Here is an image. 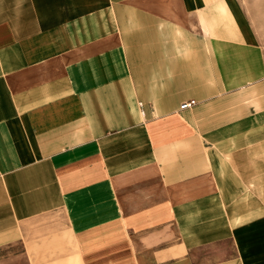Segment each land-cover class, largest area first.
<instances>
[{"label": "crops", "instance_id": "0c3cea01", "mask_svg": "<svg viewBox=\"0 0 264 264\" xmlns=\"http://www.w3.org/2000/svg\"><path fill=\"white\" fill-rule=\"evenodd\" d=\"M0 264H264V0H0Z\"/></svg>", "mask_w": 264, "mask_h": 264}, {"label": "built area", "instance_id": "2783aa9c", "mask_svg": "<svg viewBox=\"0 0 264 264\" xmlns=\"http://www.w3.org/2000/svg\"><path fill=\"white\" fill-rule=\"evenodd\" d=\"M195 104H196V102L194 100H191V101H188V102H184L183 104H181L180 110H185V109L191 108Z\"/></svg>", "mask_w": 264, "mask_h": 264}]
</instances>
